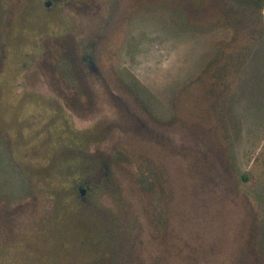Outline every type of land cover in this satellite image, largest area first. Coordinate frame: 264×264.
Masks as SVG:
<instances>
[{
    "label": "rangeland",
    "instance_id": "rangeland-1",
    "mask_svg": "<svg viewBox=\"0 0 264 264\" xmlns=\"http://www.w3.org/2000/svg\"><path fill=\"white\" fill-rule=\"evenodd\" d=\"M52 1L0 0V264H264V0Z\"/></svg>",
    "mask_w": 264,
    "mask_h": 264
},
{
    "label": "flooded vegetation",
    "instance_id": "flooded-vegetation-1",
    "mask_svg": "<svg viewBox=\"0 0 264 264\" xmlns=\"http://www.w3.org/2000/svg\"><path fill=\"white\" fill-rule=\"evenodd\" d=\"M39 4H40V6L42 7V9L43 10H45V11H47L46 9H44V5H45V7L46 8H50L51 7V5H52V3H53V1L52 0H46L45 2H44V4L42 5V2L41 1H39V0H36ZM48 10H50V9H48ZM47 12H51V11H47ZM82 187H80L79 188V190H80V192L82 193Z\"/></svg>",
    "mask_w": 264,
    "mask_h": 264
},
{
    "label": "water",
    "instance_id": "water-1",
    "mask_svg": "<svg viewBox=\"0 0 264 264\" xmlns=\"http://www.w3.org/2000/svg\"><path fill=\"white\" fill-rule=\"evenodd\" d=\"M81 190H82V192H84V188H82Z\"/></svg>",
    "mask_w": 264,
    "mask_h": 264
},
{
    "label": "trees",
    "instance_id": "trees-1",
    "mask_svg": "<svg viewBox=\"0 0 264 264\" xmlns=\"http://www.w3.org/2000/svg\"><path fill=\"white\" fill-rule=\"evenodd\" d=\"M82 188H84L83 186H81Z\"/></svg>",
    "mask_w": 264,
    "mask_h": 264
}]
</instances>
